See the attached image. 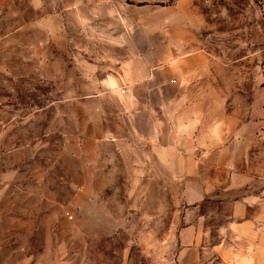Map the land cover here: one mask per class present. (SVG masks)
I'll list each match as a JSON object with an SVG mask.
<instances>
[{"label": "rangeland", "instance_id": "obj_1", "mask_svg": "<svg viewBox=\"0 0 264 264\" xmlns=\"http://www.w3.org/2000/svg\"><path fill=\"white\" fill-rule=\"evenodd\" d=\"M156 22L206 57L170 91L176 117L264 221V0H0V264H175L182 182L140 159L101 82Z\"/></svg>", "mask_w": 264, "mask_h": 264}, {"label": "crops", "instance_id": "obj_2", "mask_svg": "<svg viewBox=\"0 0 264 264\" xmlns=\"http://www.w3.org/2000/svg\"><path fill=\"white\" fill-rule=\"evenodd\" d=\"M131 11L135 16L137 11ZM138 25L132 31L122 30L119 42L131 36L136 39L141 32ZM152 32L157 43L146 50L141 40L120 45L125 55L117 71L101 82L103 87L116 89L115 98L128 114L130 133L141 145L140 159L168 170L172 166V180L182 182L184 205L178 217L182 225L174 236L173 262L264 264V221L256 213L258 199L245 186L235 187L229 177L221 175L219 163L206 152L215 149L213 142H206L207 130L195 125L183 129L177 118L180 113L175 104L181 92L170 91L181 86L182 78H200L206 57L199 49L184 48L178 35L173 51L160 45L158 39H164V32L159 22Z\"/></svg>", "mask_w": 264, "mask_h": 264}]
</instances>
